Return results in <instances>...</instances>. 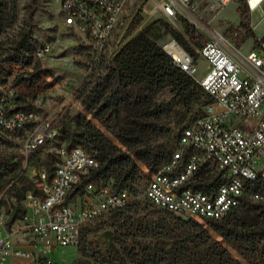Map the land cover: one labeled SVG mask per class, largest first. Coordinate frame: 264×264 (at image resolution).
<instances>
[{"label":"built area","instance_id":"built-area-1","mask_svg":"<svg viewBox=\"0 0 264 264\" xmlns=\"http://www.w3.org/2000/svg\"><path fill=\"white\" fill-rule=\"evenodd\" d=\"M52 1L65 26L88 37L94 53L111 59L126 42L121 22L134 4L143 19L164 20L188 15L193 6V0ZM215 1L221 7L230 0ZM246 3L252 12L264 0ZM179 45L178 56L161 47L195 78L210 101L183 127L170 158L148 175L143 194L156 208L181 218L219 220L244 198L264 199V48L244 54L220 33L196 48L197 58ZM49 51L46 45L37 54L42 57ZM198 57L207 63L200 78L196 77ZM32 118L31 110L7 117L0 107V123L8 128L22 127ZM55 133L50 122L42 120L26 140V157ZM57 152L52 178L48 180L45 168L39 170L37 192H27L22 217L10 220L12 208H0V264L34 263L33 251L14 246L12 238L18 233L30 234L31 242L46 251L76 245L85 225L132 199L126 189H115L113 179L86 182L68 199L98 161L79 145L63 146ZM36 263L51 264V260L44 256Z\"/></svg>","mask_w":264,"mask_h":264},{"label":"rangeland","instance_id":"rangeland-1","mask_svg":"<svg viewBox=\"0 0 264 264\" xmlns=\"http://www.w3.org/2000/svg\"><path fill=\"white\" fill-rule=\"evenodd\" d=\"M242 1L230 0L219 7L215 0H193L189 13L194 18L180 14L174 20L165 21L183 35L194 49L196 58V48L199 46H195L184 33L185 23L194 27L203 36L202 43L213 38L214 32L220 33L245 54L252 48H264L262 41H255L250 36L251 32L258 38L264 34V3L252 12L248 9L249 14L246 16L245 26L239 27L241 16L238 6ZM136 8L137 4H134L123 16L120 30L124 33V40L127 41L146 26L151 25V33L158 35L156 41L159 45L162 46L170 41L178 42L175 37L164 30L159 18L143 19ZM23 32L29 33L36 47L46 45L50 47V51L40 57L36 65L20 66L6 62V58L16 49L18 35ZM206 65V61L198 57L196 61L197 78L205 72ZM2 67L12 70V74L6 76V81L0 83V107L4 115L9 117L15 108L25 107L33 112V118L22 127L15 129L0 123V185L6 177L12 176L18 169H24L25 172L23 181L14 179L2 186L0 208L16 203V195L23 186L36 185L39 170L47 169L44 161L53 162L58 157V149L67 144L66 134L68 132L88 127L97 130L111 144L126 150V147L119 141L117 133L126 129L124 115L131 109V105L127 103L128 98L138 95V88L128 85L126 72L121 71L116 76L113 75L110 55L101 56L94 53L88 37L63 24L58 5L52 0H16L14 21L0 32V72H2ZM39 71L40 78L32 86H26L24 83L12 84L17 74L24 73L29 76L30 72ZM98 93H102L99 94L100 100L106 97L114 102L124 101V104L119 105L117 125L105 117L96 118L88 111L85 101L97 97ZM171 97L169 89L156 94L157 101ZM98 105L96 104L95 108ZM200 109L201 102H198L181 122H178L179 113H176V110L171 112L168 117L169 125L174 127L175 132H178ZM104 115L105 113L101 114V116ZM42 120L49 121L56 129V133L47 139L38 150L30 152L26 157V140ZM175 142L176 138L173 139L171 145L174 146ZM80 146L88 150L86 146ZM136 163L138 170L134 181L129 185L132 191L130 195L141 205L155 209L150 217L162 219L166 223L164 228L156 229L146 238L138 234L137 241L170 243L185 240L191 244L192 240L197 241V233L206 234L210 239L218 240L242 264H264V246L261 243L257 245L256 250L247 248L246 244H241L238 248L223 240L205 220H197L199 225H193L189 220L177 219L151 207L143 194L148 169L140 161L136 160ZM242 214L246 215L244 212ZM108 218L103 215L100 219L93 220L76 245L58 246L53 251H46L40 244L32 243V236L27 233H18L13 236L12 241L15 247L29 252L33 251L34 263L26 260L24 264H37L36 260L44 256L51 260V264L73 260L76 264H115L110 261L109 253L119 252V247L112 241L111 229L106 223Z\"/></svg>","mask_w":264,"mask_h":264},{"label":"trees","instance_id":"trees-1","mask_svg":"<svg viewBox=\"0 0 264 264\" xmlns=\"http://www.w3.org/2000/svg\"><path fill=\"white\" fill-rule=\"evenodd\" d=\"M238 11L241 16L238 26H245L246 16L249 14L246 0L240 3ZM15 15L16 0H0V32L11 25ZM158 20L166 32L175 37L187 51L195 54L194 49L181 33L175 31L164 19L159 18ZM184 33L195 46H200L203 42V36L188 23H185ZM250 36L255 41H260L253 32ZM157 37L158 35L151 33V25H148L128 39L111 59L113 75L116 76L121 71L126 72L128 85L138 88V95L128 98L127 103L131 105V109L124 115L126 129L117 133L119 141L126 147V150L111 144L97 130L88 127L66 134L67 144L65 147L84 145L90 152L85 150L98 161L97 168L83 177L81 183L68 195V199L72 198L76 192L82 191V186L86 182H107L110 179H113L115 189H126L130 193L129 185L134 181L138 170L136 160L145 165L149 175L162 166L176 148L180 133L185 125L175 132L174 127L169 125L170 113L176 110V113H179L178 122H181L191 112L193 106L201 102L200 111L188 120L187 125L201 114L203 106L210 101L195 78L181 70L173 62L172 57L157 43ZM38 48L30 39L29 33H20L16 49L6 58V62L20 66L36 65L40 58L37 54ZM2 72H0V83L6 81V76L11 75L12 70L2 67ZM39 78L40 71L30 72L29 76L20 73L15 76L12 84L24 83L26 86H32ZM166 89H169L172 97L157 101L156 94ZM99 94L102 93H98L97 97H92L87 102L85 101L88 111L96 118L105 117L117 125L119 105L124 104V101L114 102L111 98L106 97L100 100ZM96 104H99L97 108H95ZM18 110L29 109L17 107L12 113ZM102 113L105 115L101 116ZM175 138L176 142L172 146L171 142ZM58 160L59 157L55 158L53 162L44 161L48 180L52 178ZM24 178V169H18L12 176H8L2 181L0 190L3 185L9 184L14 179L23 181ZM27 192L36 193V186H23L16 195V203L4 206L7 211L12 208L10 220L24 215L26 209L23 200ZM150 206L156 208L151 203ZM153 212L155 209H149L147 205H141L140 202L132 198L126 205L105 214V217H109L106 223L110 226L112 241L119 247V252L109 253L112 263L242 264L218 240L210 239L206 234L197 233V241L192 240L191 244L185 240L170 243L137 241L138 234L146 238L156 229L166 226L162 219L150 217ZM242 212L246 215H243ZM165 213L182 220L179 216ZM98 219L100 217L95 221ZM189 221L193 225H199L195 219L189 218ZM205 221L223 240L233 246L240 248L241 244H246L247 248L253 250H256L260 243L264 246V199L244 198L224 218ZM90 224L92 221L83 227L81 235Z\"/></svg>","mask_w":264,"mask_h":264},{"label":"bare ground","instance_id":"bare-ground-1","mask_svg":"<svg viewBox=\"0 0 264 264\" xmlns=\"http://www.w3.org/2000/svg\"><path fill=\"white\" fill-rule=\"evenodd\" d=\"M188 16L194 18V16L192 14H190V13L188 14ZM197 23H199V22L197 21ZM213 34L216 36V32H214ZM163 45H164L165 49L169 53H171L172 55H174V56H178L181 53V48L182 47L179 45L178 42L170 41V42H167V43H165Z\"/></svg>","mask_w":264,"mask_h":264},{"label":"water","instance_id":"water-1","mask_svg":"<svg viewBox=\"0 0 264 264\" xmlns=\"http://www.w3.org/2000/svg\"><path fill=\"white\" fill-rule=\"evenodd\" d=\"M259 39H260V41H262V43H264V34H262V35L259 37ZM182 219H184V220H186V221L189 220V218L186 217V216H182Z\"/></svg>","mask_w":264,"mask_h":264}]
</instances>
